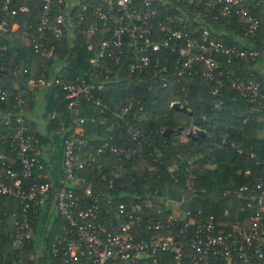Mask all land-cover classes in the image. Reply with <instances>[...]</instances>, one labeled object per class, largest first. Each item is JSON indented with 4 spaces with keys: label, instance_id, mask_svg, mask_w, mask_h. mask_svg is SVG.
Returning <instances> with one entry per match:
<instances>
[{
    "label": "built area",
    "instance_id": "2783aa9c",
    "mask_svg": "<svg viewBox=\"0 0 264 264\" xmlns=\"http://www.w3.org/2000/svg\"><path fill=\"white\" fill-rule=\"evenodd\" d=\"M11 2L0 0V35L15 27L7 18L27 11L26 6L11 8ZM254 6L264 15V0H42L38 36L30 40L35 52L50 55L52 46L47 35L58 44H68L75 31L100 40L95 50L92 42L87 46L93 54L86 79L71 84L63 82L61 76L45 78L41 74L21 86L18 81L28 74L27 68L5 64L0 56V77L16 81L11 90L0 86V103L13 99L10 109L0 114V127L6 131L0 133V196L14 200L18 206L12 215V249H23L31 242L30 214L43 208L51 195L55 212L63 221L59 233L45 246L53 264H264V151L246 153L255 171L251 184L222 193L249 211L243 217L245 224L239 225L235 217V222L228 225L192 207L197 184L191 172L183 183L189 192V206L182 207L185 200L181 196L179 209L165 210V215H161L162 199L156 197L157 188L149 190L144 184L141 197L127 187L125 182L133 181L126 173L127 162L142 155L147 145L144 127L127 125L117 136L110 135L95 147L83 138L85 104L114 116L110 132L113 127L120 128L119 121L127 124L129 113L141 121L140 106L133 110L128 103L112 111L94 96L106 84L118 81L119 72L126 78L159 79L161 87L167 86L166 75L176 82L198 76L210 85L209 95L214 98L211 110L225 108L222 100L215 99L219 93L235 92L248 106L249 118L264 121V48L256 51L240 46L235 35L233 43L210 39L211 33L218 35L211 25L218 19H235L239 34L254 39L259 27L252 13ZM5 49L1 43L0 52ZM127 54L130 62L123 69L117 68ZM259 56L263 60V85L253 73L235 75L228 70L230 60L255 63ZM51 86L64 93L67 119L66 123L64 118L59 119L62 174L56 186L45 178L40 149L23 115L29 94ZM49 118L55 119V113ZM261 134L264 136V130ZM222 143L225 145L224 140ZM228 148L242 154L234 143ZM84 150L92 153L82 154ZM154 168L149 165L147 171L154 172ZM251 172L246 169L244 175L251 176Z\"/></svg>",
    "mask_w": 264,
    "mask_h": 264
},
{
    "label": "trees",
    "instance_id": "16d2710c",
    "mask_svg": "<svg viewBox=\"0 0 264 264\" xmlns=\"http://www.w3.org/2000/svg\"><path fill=\"white\" fill-rule=\"evenodd\" d=\"M41 2L42 0H12L11 8L26 6L27 11L19 12L13 18H7L8 22L15 24V29L12 36L9 31L1 34L0 44L6 46L1 54V61L5 64H18L27 68L28 74L18 81L21 86L27 79L36 80L41 74L45 75V78L61 76L63 82L68 84L82 78L86 79L89 73L88 60L93 54V51L87 50V46L89 42H92L93 50H95V45L100 38L90 39L85 34L75 31L71 46L68 47L67 44H58L47 35L52 50L46 59L40 50L34 51L30 41L38 36L36 28ZM156 7L159 10L163 9L159 5ZM252 13L257 18L259 27L257 35L246 43L245 48L262 51L264 48V15L257 6H254ZM211 25L213 30L218 32V35L215 33L210 35V39L214 41L225 43L228 41L226 36L240 33V26L235 22V19H218L211 21ZM176 27L180 28L181 25L177 24ZM220 33H224L223 36ZM261 58L259 56L256 62H262ZM129 62L130 58L127 54L119 60L117 64L120 65L117 68L123 69ZM220 62L226 64L224 58H220ZM251 64L254 62L249 59L243 61L233 59L230 60L227 67L228 70L234 71L235 75H239L250 70ZM117 76L118 81L106 84L94 96L112 111H117L128 103L132 104L133 110L140 106L142 108L141 121L137 122L136 118H131L132 115L129 113L126 118L127 124L124 121H119L120 128L113 127L110 132L109 130L115 122L114 116L109 112L101 114L95 107L85 104L83 138L87 143L95 147L100 143V140L107 141L110 135L117 136L118 131H123L130 124L132 127H144L147 144L144 147V153L139 157L131 158L126 165V173L133 178V181L125 182L130 190L137 191L139 196L143 197L141 189L146 184L149 190L157 188L156 197H160L162 202L180 200L182 196L185 200L182 207L185 208L189 206L186 202L189 192L186 191L183 183L189 173L186 175L184 168L189 165L191 174L195 178L194 182L197 184V193L190 203L192 207L200 209L204 213H211L228 225L235 222V217H238L239 225L245 224L246 221L243 217L249 211L233 197H223L222 193L241 185L251 184V177L253 174L255 175V171L246 153L253 149H258L259 153L264 151V136L261 134L264 130V121L256 122L254 118H249L248 106L235 92L223 91L219 93L215 99L222 100L225 108L219 111L211 110L214 98L209 95L210 85L198 76L180 78L176 82L166 75V87H161L159 79L149 80L146 78L147 76L136 78L135 75H130L126 78L120 75V72ZM14 82L16 81L7 76L0 77V86L9 90ZM261 85H263L262 82ZM42 92H44V104L41 117L45 123V133H38L33 122L24 115L25 106L23 115L29 123V132L36 140L37 147L44 152L48 150L47 147L45 149V146L53 145L52 139L50 140L51 134L60 137L58 134L59 119L64 118V121L67 119L64 116L66 105L64 93L57 86H51ZM30 94L26 98V103ZM12 102L13 99L10 98L7 102L0 103V114L7 112ZM173 102H178L180 106L185 107L191 112L192 117H201L205 120L199 127L204 132V138L192 139L186 137L185 134L184 141L180 140V134L184 130L183 125L189 122L185 121L182 125L180 124L179 116L183 114L170 108V104ZM227 105L228 108H226ZM52 113H55L56 118L50 120L49 115ZM100 119H103L104 122L100 123ZM177 127L181 129L180 133L170 134L168 137L162 136V131L165 128L174 130ZM4 132L6 131L3 127H0V133ZM223 140L225 145L222 143ZM229 143H234L235 147L242 149V154H238L235 149L228 148ZM87 152L92 153V151L84 150L82 154ZM40 157L42 159L43 156ZM192 159L194 160L190 164L189 161ZM42 162L44 164L43 160ZM149 165L155 167L154 172L147 171ZM210 166L213 167L208 168ZM131 167L134 169L130 170ZM246 169L252 171L251 176L244 175ZM179 189L182 191L180 192ZM51 198V195L47 197L48 205L51 203ZM51 205L53 206V202ZM17 207L14 200L0 196V264H37L35 259L28 257V253L33 252L31 243L20 250L11 247L10 234L13 231L14 221L12 215L17 212ZM35 210L34 214H30V227L33 230L38 225V216L41 212L38 208ZM53 210H55L54 206ZM166 213L168 212H161V215ZM48 216L49 214H47V219ZM48 224L46 242L59 233L63 221L57 215Z\"/></svg>",
    "mask_w": 264,
    "mask_h": 264
},
{
    "label": "crops",
    "instance_id": "0c3cea01",
    "mask_svg": "<svg viewBox=\"0 0 264 264\" xmlns=\"http://www.w3.org/2000/svg\"><path fill=\"white\" fill-rule=\"evenodd\" d=\"M15 29V27L13 29L10 30L11 32V36H12V32L13 30ZM1 36V35H0ZM74 36V34H73ZM73 36L70 35L69 37V42L68 44L67 43H61V44H67V46H71V41L73 39ZM3 52V51H2ZM2 52H0V56L2 54ZM49 57V56H48ZM48 57H45L46 59ZM249 68H251V70H254V67L253 66H249ZM19 83V82H18ZM17 83V84H18ZM15 84V83H13ZM29 103H27L26 105V110L24 112V115H26V117H28V115H35L36 114V105L37 104H41L42 105V108H43V104H44V92L40 91V90H36L34 92H32L30 94V97H29ZM25 109V108H24ZM35 126V125H34ZM36 129V127H35ZM44 129H45V123H44ZM37 131V129H36ZM38 132V131H37ZM39 133V132H38ZM55 136H57L56 134H54ZM54 142L57 141V143L59 144V148L61 149V143H60V137L57 136V139H53ZM51 147L52 145L48 144L47 146H45V149L46 147L49 148ZM41 152V155L44 157L45 156V153L46 151H40ZM48 155V162L49 163H45L44 162V172H45V178L53 185V186H56L59 178L61 177V174H62V169H61V157H59V166L58 168L56 166H53V158L50 159V155ZM61 156V154H60ZM48 164H50L49 166H47ZM51 203L48 205L47 204V201H46V204L43 208L40 209V214H39V222L37 223L38 225L35 227V229L33 230L32 229V238H31V249H32V253H28V257L29 258H33L37 261L38 264H53L51 262V260L48 258L47 254H46V237H47V228L48 227V223L47 222V214L49 212V209L51 207H53L51 204L53 202V198H51Z\"/></svg>",
    "mask_w": 264,
    "mask_h": 264
},
{
    "label": "rangeland",
    "instance_id": "374dc122",
    "mask_svg": "<svg viewBox=\"0 0 264 264\" xmlns=\"http://www.w3.org/2000/svg\"><path fill=\"white\" fill-rule=\"evenodd\" d=\"M228 38H229V40L228 41H231L230 43H233L232 41L234 40V37L233 36H230V35H228L227 36ZM235 37L237 38V41L239 42L238 44H240V46H241V44L243 45V46H245L246 45V43L249 41V40H247L246 38H244L243 36H241L239 33L238 34H236L235 35ZM254 64H256L255 66H254V70H247L246 71V73L244 74V75H246V76H248L250 73H253V75H254V77L256 78V80L257 81H262V79H261V73H262V63L261 62H256V63H254ZM249 71H251V72H249ZM247 72H249V73H247ZM29 98H28V102L27 103H29ZM27 103H25L26 105H27ZM26 105H25V107H26ZM41 112H42V105L41 104H37L36 105V114L35 115H28V119H29V121H31V122H33V124L35 125V127H36V129H37V131L40 133V134H44L45 133V129H44V120L42 119V117H41ZM250 118H254V119H256V117L255 116H250ZM261 119H263V118H261ZM179 122H180V124L182 125L185 121H188L189 123L188 124H185V125H183V128H184V130L182 131V133L180 134V140L181 141H184V137H185V134L190 130V131H192V129H193V126H192V124H191V119L190 118H187L184 114L182 115V116H179ZM264 120V119H263ZM256 122H258V121H256ZM257 134H260L259 132H257ZM223 138H226L225 136H223ZM52 139V143H53V145L51 146V147H49L48 148V150H46V153H45V156L44 157H42V160L47 164V163H49L48 162V155L47 154H49L50 155V159H52L53 158V160H52V162L54 163L53 164V166H56L57 168H58V166H59V162H58V160H59V157H61L60 156V154H61V149L59 148V144L57 143V141H55L54 142V140L53 139H57V136H55V135H50V140ZM194 159H192L191 161H189L190 162V164H191V162L193 161ZM50 164H48L47 166H49ZM213 166H210V167H208V168H212ZM191 169H190V167H189V165L188 166H186L185 168H184V171H185V174L187 175L189 172H191L190 171ZM179 202V200H173L172 202H169V201H165V202H162V205L160 206V211L163 213V212H165V210L166 211H169V210H177V209H179V207H178V205H177V203ZM154 205V204H153ZM48 214H49V216H48V221L47 222H51V221H53L56 217H57V214H56V212H55V210H53V207H51L50 209H49V212H48ZM38 264V263H37Z\"/></svg>",
    "mask_w": 264,
    "mask_h": 264
},
{
    "label": "water",
    "instance_id": "95a60500",
    "mask_svg": "<svg viewBox=\"0 0 264 264\" xmlns=\"http://www.w3.org/2000/svg\"><path fill=\"white\" fill-rule=\"evenodd\" d=\"M170 108L172 110H174L175 112H179L181 114H184L186 117H192V114L190 111L186 110L185 107L180 106V104L178 102H173L170 105ZM205 122L204 119H202L201 117H194L192 119V126L193 129L192 131H188L186 133V137L188 138H192V139H197V138H204V132L199 128L201 126V124H203ZM180 133L181 129L179 127L175 128L174 130L170 129V128H165L162 131V136L164 137H168L170 134H174V133Z\"/></svg>",
    "mask_w": 264,
    "mask_h": 264
},
{
    "label": "flooded vegetation",
    "instance_id": "af4514ba",
    "mask_svg": "<svg viewBox=\"0 0 264 264\" xmlns=\"http://www.w3.org/2000/svg\"><path fill=\"white\" fill-rule=\"evenodd\" d=\"M187 118H190V117H187ZM193 118H194V117H191V118H190V119H191V121H190V122H191V124H192V119H193ZM189 131H190V130H189Z\"/></svg>",
    "mask_w": 264,
    "mask_h": 264
}]
</instances>
